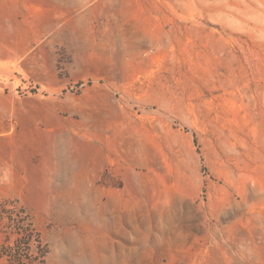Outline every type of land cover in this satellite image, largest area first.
Returning <instances> with one entry per match:
<instances>
[{"label":"rangeland","instance_id":"obj_1","mask_svg":"<svg viewBox=\"0 0 264 264\" xmlns=\"http://www.w3.org/2000/svg\"><path fill=\"white\" fill-rule=\"evenodd\" d=\"M0 264H264V0H0Z\"/></svg>","mask_w":264,"mask_h":264},{"label":"crops","instance_id":"obj_2","mask_svg":"<svg viewBox=\"0 0 264 264\" xmlns=\"http://www.w3.org/2000/svg\"><path fill=\"white\" fill-rule=\"evenodd\" d=\"M28 7V14L33 17V34L30 39L40 38L62 19V3L60 2H11Z\"/></svg>","mask_w":264,"mask_h":264},{"label":"trees","instance_id":"obj_3","mask_svg":"<svg viewBox=\"0 0 264 264\" xmlns=\"http://www.w3.org/2000/svg\"><path fill=\"white\" fill-rule=\"evenodd\" d=\"M41 255V254H40ZM44 257V255L42 254V256H39V263H42L41 260ZM37 259V258H36ZM19 262V261H18Z\"/></svg>","mask_w":264,"mask_h":264}]
</instances>
